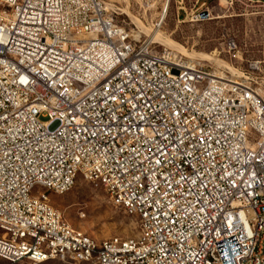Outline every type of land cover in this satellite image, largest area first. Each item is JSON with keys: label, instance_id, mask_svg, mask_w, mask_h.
<instances>
[{"label": "built area", "instance_id": "2783aa9c", "mask_svg": "<svg viewBox=\"0 0 264 264\" xmlns=\"http://www.w3.org/2000/svg\"><path fill=\"white\" fill-rule=\"evenodd\" d=\"M118 2L0 0V262L223 264L215 242L235 234V264H264V60L191 61ZM79 177L135 236L64 217L50 192Z\"/></svg>", "mask_w": 264, "mask_h": 264}, {"label": "rangeland", "instance_id": "374dc122", "mask_svg": "<svg viewBox=\"0 0 264 264\" xmlns=\"http://www.w3.org/2000/svg\"><path fill=\"white\" fill-rule=\"evenodd\" d=\"M170 0L166 18L157 26L163 2L148 0H119L122 12L117 20L142 32L148 37L147 28H140L125 9L140 18L147 27H159L164 34L183 45L188 51L198 54H212L232 70L241 72L250 63L264 60V0ZM205 3L204 5H202ZM127 4V5H126ZM207 11L209 17L202 18L200 13ZM199 14V17H196ZM149 27V28H150ZM169 33V34H168ZM234 38L237 50L228 52L226 42ZM164 46L170 49L171 47ZM175 50V49H173ZM178 52L177 50H175ZM194 60V59H192ZM201 61V60H194ZM212 61V60H211ZM205 61L220 66L215 61ZM225 68L224 66H220ZM264 77V62L262 72ZM52 204L77 229L87 232L101 240L113 236H135V219L111 202L103 188L95 187L81 177L74 187L63 195L50 192ZM0 264H10L1 261ZM15 264H33L28 260ZM48 264H64L51 261Z\"/></svg>", "mask_w": 264, "mask_h": 264}, {"label": "bare ground", "instance_id": "6f19581e", "mask_svg": "<svg viewBox=\"0 0 264 264\" xmlns=\"http://www.w3.org/2000/svg\"><path fill=\"white\" fill-rule=\"evenodd\" d=\"M128 4H129V0H128ZM167 4H165V5H167ZM168 5L166 6L165 10H162L161 13H160V19H159V24H158L159 27L161 26V24L163 23L164 19L166 18L167 11H168ZM124 12L126 14H128L131 17V19L140 28H143V29H144V27L147 28V32H146L147 34H145V35L148 36V39L150 41H152L153 43H155V44L159 43V45H161V46L165 45V46L171 47V48L177 50L179 53H181L185 57H187L188 59H190L191 61H192V59L201 60V61L202 60H205V61H211L212 60V61H215L216 64H218L220 66L221 65L224 66L226 69H228L232 73L237 72L236 69L232 70L224 62H222L219 58L215 57L212 54H198V53H195V52L188 51L183 45H181L180 43H178L174 39L170 38L169 36L165 35L163 30L161 31V29L159 27H156L155 29H153V28L151 29L150 26H149L150 28L147 27L146 26L147 24L145 25L144 22L140 18H138V17L134 16L133 14H131V12H129V9H125ZM135 33L138 34V32H135ZM140 33H142V32H140ZM142 34H144V33H142Z\"/></svg>", "mask_w": 264, "mask_h": 264}, {"label": "water", "instance_id": "95a60500", "mask_svg": "<svg viewBox=\"0 0 264 264\" xmlns=\"http://www.w3.org/2000/svg\"><path fill=\"white\" fill-rule=\"evenodd\" d=\"M201 17L207 18L209 17V13L207 11H203L201 13ZM215 245L217 246L223 264H235L233 256L241 253V249L239 247L235 234L227 238L224 237V239L215 242Z\"/></svg>", "mask_w": 264, "mask_h": 264}]
</instances>
